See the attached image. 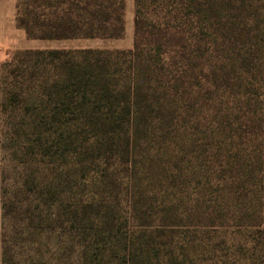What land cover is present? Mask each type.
<instances>
[{
	"label": "trees",
	"instance_id": "obj_1",
	"mask_svg": "<svg viewBox=\"0 0 264 264\" xmlns=\"http://www.w3.org/2000/svg\"><path fill=\"white\" fill-rule=\"evenodd\" d=\"M125 14L126 0L16 3L29 39L121 38ZM16 54L5 127L71 128L77 156L122 167L141 226L264 229V0H134L130 49Z\"/></svg>",
	"mask_w": 264,
	"mask_h": 264
},
{
	"label": "rangeland",
	"instance_id": "obj_2",
	"mask_svg": "<svg viewBox=\"0 0 264 264\" xmlns=\"http://www.w3.org/2000/svg\"><path fill=\"white\" fill-rule=\"evenodd\" d=\"M1 3L2 16L11 17V2ZM12 17L16 21L15 8ZM125 19L121 38L35 39L41 47L27 46L32 43L26 34L0 39V103L7 63L22 69L29 61L25 55L15 58L17 52L127 50L134 41V0H126ZM36 80L17 82L26 87ZM73 148L71 128L55 124L12 132L0 109V264H264L261 227L166 226L160 219L141 226L122 167L94 166ZM80 158L83 169L74 165ZM149 197L148 206L158 215L161 199ZM131 240H137L134 246Z\"/></svg>",
	"mask_w": 264,
	"mask_h": 264
},
{
	"label": "crops",
	"instance_id": "obj_3",
	"mask_svg": "<svg viewBox=\"0 0 264 264\" xmlns=\"http://www.w3.org/2000/svg\"><path fill=\"white\" fill-rule=\"evenodd\" d=\"M4 0H0V39H10L14 34L16 35H25V31L21 28H19L16 24V21L13 20V12H14V8L16 9V3L17 0H9V2H11L12 5V13H11V17H3L1 14V2H3ZM8 19V20H7ZM28 43H32V44H27V46L30 47H41L39 44H35L36 40L35 39H31L28 40ZM41 41H47L48 43H50V41H56V40H41ZM59 41V40H57ZM46 47H50V46H46Z\"/></svg>",
	"mask_w": 264,
	"mask_h": 264
}]
</instances>
